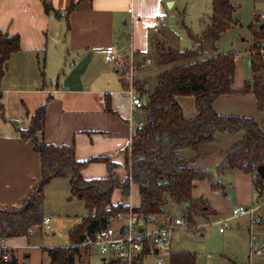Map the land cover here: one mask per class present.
Listing matches in <instances>:
<instances>
[{
  "label": "crops",
  "instance_id": "obj_1",
  "mask_svg": "<svg viewBox=\"0 0 264 264\" xmlns=\"http://www.w3.org/2000/svg\"><path fill=\"white\" fill-rule=\"evenodd\" d=\"M43 3H50L54 11L46 13ZM73 3L74 9L67 13L69 0H0V32L18 36L20 41V51L11 55L0 83L5 115V120L0 118V208L19 206L40 178L39 155L18 130L28 128V112H33L47 98L50 101L46 107L43 141L73 147L79 162L109 157L120 164L115 173L123 180L127 175L125 166L129 162L128 151L125 150L130 147L134 130L145 118L141 109L132 108L129 97L124 93L127 88L122 86L120 76L124 59H127L128 71L132 52L135 62L140 63L135 79L150 80L153 63L145 57L159 48L175 50L173 43L176 38L166 20L177 0H73ZM110 45L117 51L114 62L106 61L102 52ZM239 72L235 68L233 85L237 89L242 88L245 82ZM176 101L185 118L197 116L192 97L180 96ZM213 107L222 116L253 118L263 128L264 114L258 111L253 94L222 95L215 100ZM242 137V133L217 136L214 143L200 147L197 158L190 150L179 152V157L192 161L190 167L209 171L213 183L217 184L213 188L208 180L194 181L191 197L206 200L215 214L208 219H197L196 224L188 226L187 230L204 228L205 225L198 222L200 220L219 225L233 222L238 228L243 223L249 244L250 216L245 210L254 209L258 222H264L257 213L260 207L254 206L257 197L252 177L239 170L217 173L226 150ZM80 175L91 180L107 178L109 173L105 164L92 163L82 169ZM47 187L68 193L66 200L68 203L72 201L69 200L67 179L55 178ZM117 192L119 199L114 202L111 198L112 204L138 207L136 185L130 184L129 198L124 202L121 192ZM174 208L169 205V214L173 215ZM237 208L242 212L234 215ZM45 221L49 222L48 219ZM256 227L259 230L264 228L258 223ZM224 232L219 228L220 235ZM39 236L40 231H32L27 236L6 239L0 245L15 257L18 264H32L30 239ZM200 237H203L202 233ZM176 243L172 238L167 255L192 253L184 249L186 247H177ZM92 252L91 249L86 251L83 264L88 263ZM21 256L28 261L22 260Z\"/></svg>",
  "mask_w": 264,
  "mask_h": 264
},
{
  "label": "trees",
  "instance_id": "obj_2",
  "mask_svg": "<svg viewBox=\"0 0 264 264\" xmlns=\"http://www.w3.org/2000/svg\"><path fill=\"white\" fill-rule=\"evenodd\" d=\"M46 13L54 11L50 3H43ZM75 7L69 0L66 12ZM236 6L232 0H212L210 24L203 34L196 38L195 50H171L159 48L145 58L161 68L153 81L135 79L134 90L140 97L146 98L140 108L145 118L134 130L128 151L129 162L126 164L127 175L120 180L115 173L120 168L109 157L100 156L79 162L75 158L74 148L46 144L42 135L45 125V113L48 101L28 112L29 126L18 130L22 138L32 144L39 155L41 173L35 188L24 201L14 208H0V243L6 239L30 235V231H40L44 218V189L55 178L68 180L69 200L83 203L86 214L70 229L69 247L44 250L48 264H78L83 253L88 250L79 247L86 236H95L106 229L111 219L118 214H126L128 205L112 204L115 190L121 192V198H129L130 184L138 189L139 205L133 213L143 221L152 216L169 214L168 207H181L180 218L189 227L199 218L208 219L214 215L204 199H193L191 190L194 181L208 180L213 188L209 171L190 167L192 161L179 157L181 150L192 151L196 158L204 144L214 143L217 136L242 133L240 141L226 150L217 168L218 174L239 170L252 177L253 190L257 201L264 199V177L258 168L264 166V125L261 129L253 118L219 115L213 104L222 95L243 96L253 94L259 112L264 114V55L260 54L264 46V29L252 31L255 43L250 49L249 69L251 81H245L242 88L233 85L235 71L234 53H217L215 46L222 33L227 31L236 20L233 19ZM258 24V18L256 19ZM20 51L18 36L0 32V83L14 53ZM120 72L122 86L127 88V59H124ZM138 67L140 63L137 62ZM43 75V73H42ZM192 97L195 101L197 116L193 119L184 117L178 105L177 97ZM106 110L108 106H106ZM0 118L5 120L4 107L1 103ZM92 163L106 165L109 176L104 179L86 180L81 177L82 169ZM264 226V222H258ZM152 254L148 243L138 264ZM0 264H18L11 255L8 260L0 257ZM108 264H118L110 262ZM168 264H196L194 253H169Z\"/></svg>",
  "mask_w": 264,
  "mask_h": 264
},
{
  "label": "rangeland",
  "instance_id": "obj_3",
  "mask_svg": "<svg viewBox=\"0 0 264 264\" xmlns=\"http://www.w3.org/2000/svg\"><path fill=\"white\" fill-rule=\"evenodd\" d=\"M232 1L236 6L233 14L236 24L233 23L227 31L222 33L215 46L219 54L234 53L236 56L235 68L240 70L239 76H243L245 81H251L252 73L248 66V60L250 49L255 43L252 31L258 29L259 25L256 19L260 13L264 12V0ZM211 15L212 0H177L175 8L169 12L166 20L176 38L173 43L174 49L178 51L195 50L196 42L190 38L189 33L199 37L203 29L210 24ZM260 54L264 55V46ZM152 67L150 77L154 81L161 70L154 64ZM128 72L129 69L126 75L127 82ZM135 76L136 71L134 78ZM149 81L151 82V79ZM136 96L138 95L136 94ZM141 100L143 103L146 98L142 97ZM46 187L44 189V218L49 222L42 225L38 238L30 239L32 249L29 253L32 264H48V258L44 252L46 249L69 247L68 233L72 225L79 221L78 217L86 214L82 202L73 199L68 203L66 200V197H69L68 193ZM118 196V192L115 190L112 200L115 202L119 199ZM256 205L260 207L257 213L264 221V199L254 202V206ZM180 209L181 207L174 208L172 214L179 216ZM198 222H202L205 227L189 231L186 229L188 225L184 222L182 229L177 230L172 236L173 240L177 242V247L178 245L182 248L186 247L184 249L196 254V264H264V228L259 230L256 246L254 249H250L247 229L244 228L243 223L238 228L233 222H227L224 225L214 222L206 224L201 220ZM111 225L118 226L119 224L112 223ZM219 228L225 231L221 235L218 233ZM257 229L259 228L255 227V230ZM201 233L203 237H200ZM227 238L229 240L226 242ZM243 240H245V246H243ZM160 248L162 250L160 256L145 257L142 264H156L158 257H165L171 250L170 248ZM87 249L89 250V248ZM91 250H93L92 255L86 264H102L103 258L96 249L92 248ZM21 259L28 261L24 256H21ZM80 261L82 263L78 264L86 262V254L83 253Z\"/></svg>",
  "mask_w": 264,
  "mask_h": 264
},
{
  "label": "built area",
  "instance_id": "obj_4",
  "mask_svg": "<svg viewBox=\"0 0 264 264\" xmlns=\"http://www.w3.org/2000/svg\"><path fill=\"white\" fill-rule=\"evenodd\" d=\"M132 9H129L131 12ZM258 25L264 26V12L258 15ZM106 61L114 62L117 59V51L114 46L110 45L102 49ZM148 63V61H147ZM143 65V63H142ZM134 55L130 54L129 72L127 90L124 92L130 100L132 108L140 109L143 105L140 97L136 96L134 90V73L138 69ZM133 208L128 206L126 214H118L111 219L109 226L95 236H86L79 247L96 249L98 254L103 258L104 264L117 262L118 264H138L148 243L151 255L160 256L161 248H170L173 234L183 227V220L180 217L167 214L164 216H152L148 221H143L133 213ZM242 210L237 208L233 211L234 215L241 213ZM245 213L250 216L249 246L254 249L258 242L257 235L259 229L255 230L258 223L254 215V209H246ZM46 222V221H45ZM44 222V224H45ZM118 223V226L111 225ZM152 226V229L149 227ZM257 228V227H256ZM32 231H30L31 233ZM0 257L8 260L10 254L0 245ZM156 264H168V255L158 257Z\"/></svg>",
  "mask_w": 264,
  "mask_h": 264
},
{
  "label": "water",
  "instance_id": "obj_5",
  "mask_svg": "<svg viewBox=\"0 0 264 264\" xmlns=\"http://www.w3.org/2000/svg\"><path fill=\"white\" fill-rule=\"evenodd\" d=\"M260 29H264V26H260ZM248 65H250V60L248 61ZM258 173H259L262 177H264V166H261V167L258 168ZM36 236H37V234H36Z\"/></svg>",
  "mask_w": 264,
  "mask_h": 264
}]
</instances>
